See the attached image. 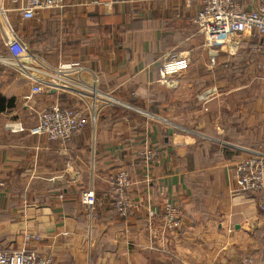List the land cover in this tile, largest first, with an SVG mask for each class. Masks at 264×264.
I'll list each match as a JSON object with an SVG mask.
<instances>
[{"label": "crops", "instance_id": "obj_1", "mask_svg": "<svg viewBox=\"0 0 264 264\" xmlns=\"http://www.w3.org/2000/svg\"><path fill=\"white\" fill-rule=\"evenodd\" d=\"M197 11L185 0H66L32 20L0 15V99L14 102L0 113L2 245L53 264H264V193H236L245 150L264 151V38L208 48ZM12 36L37 60L27 75L7 64ZM176 54L190 64L166 88L160 68ZM244 54L252 80L242 86ZM56 68L70 91L34 95ZM94 83L117 100L120 124L101 122L110 109L84 111L73 90ZM161 88L168 100L151 93ZM54 105L86 115L65 143L30 134ZM122 170L134 182L129 219L115 213L109 182ZM168 205L180 208L179 231L165 227Z\"/></svg>", "mask_w": 264, "mask_h": 264}, {"label": "built area", "instance_id": "obj_2", "mask_svg": "<svg viewBox=\"0 0 264 264\" xmlns=\"http://www.w3.org/2000/svg\"><path fill=\"white\" fill-rule=\"evenodd\" d=\"M187 6L198 7L193 19L199 34L204 38L208 48L225 46L232 49L240 44L250 43L255 39L264 38V0H185ZM9 3V7H6ZM115 2H110L111 6ZM66 7V0H0V15L7 11L18 12L23 19L32 20L39 12L62 10ZM8 56L7 64L12 65L23 73L28 74L31 67L37 65L30 50L17 36H12L6 41ZM260 51L256 48L254 51ZM27 58H30L27 60ZM214 62V61H213ZM190 64L189 56L183 54L172 55L162 64L160 75L163 79L171 78L187 69ZM22 66H24L22 68ZM54 72V71H53ZM67 79V80H65ZM70 76L54 72L53 84H37L32 87L34 95H42L48 91H70L66 85ZM69 82V81H68ZM76 96L90 97L91 102H86L87 108H97V113L108 105L116 104L117 100L99 90L98 85H84L82 89L73 90ZM84 97V98H83ZM83 102V101H82ZM90 111V110H89ZM95 113V112H94ZM93 113V114H94ZM87 124L84 111L72 107L54 105L41 111L36 125L30 134L45 137L49 141L65 143L81 132ZM249 155L237 165L236 193L263 194L264 193V152L245 150ZM151 157L153 153H149ZM110 185L114 195L113 209L123 219H129L135 205L131 200V188L134 184L129 171L122 170L110 177ZM84 202L88 206L94 203L93 197L88 194ZM165 227L171 231H179L183 227V217L176 205L165 208ZM0 264H53L51 257H42L32 249L22 248L11 250L0 243Z\"/></svg>", "mask_w": 264, "mask_h": 264}, {"label": "rangeland", "instance_id": "obj_3", "mask_svg": "<svg viewBox=\"0 0 264 264\" xmlns=\"http://www.w3.org/2000/svg\"><path fill=\"white\" fill-rule=\"evenodd\" d=\"M243 57H242V62L240 63L241 65H240V68H239V70L237 71L238 73H240L241 74V80H242V86L243 85H247L251 80H252V76H251V74H249L250 73V71H249V66L247 65V61H249V55L248 54H244V55H242ZM41 61V60H40ZM45 61V60H44ZM44 61H41L42 63H43V65L45 64L44 63ZM46 63H49L47 60L45 61ZM46 65V64H45ZM47 66V65H46ZM17 70V73L20 75V76H24V75H27L26 73H23V72H21L20 70H19V68H17L16 69ZM53 71H55V72H57L56 70H57V68L56 69H52ZM53 71H51V75H54V72ZM163 79V78H162ZM164 80H166V81H163L162 83L163 84H161L162 86H164V87H166V88H169L168 86L169 85H171V84H173V83H171L169 80H167V79H164ZM231 82V81H230ZM179 84V83H178ZM177 84V88H179L180 86H182V85H178ZM182 89V88H181ZM99 90L100 91H102L100 88H99ZM163 90H166V89H163V88H161L160 90L159 89H156L155 90V92H154V90H152L151 91V93L153 94V95H155V93H157V97L158 98H165L166 100H168L165 96H162V95H165V93H163ZM103 92V91H102ZM181 93V90H179L178 91V93H177V95H176V98L177 99H179V94ZM111 95V94H110ZM112 96V95H111ZM113 97V96H112ZM84 98V97H83ZM78 99H80L81 100V102L83 103V105L82 106H84L83 108H84V111L85 112H87L88 114H89V108H87V104H86V102L88 103V102H91V100H90V97H85L84 99L86 100V102L84 101V100H82V97L81 96H78ZM154 100H159V99H150V102H149V105H150V107H152V104H153V102H154ZM175 100V96H173V101ZM177 102H178V100H177ZM178 105H180L181 106V110L179 111H177V115L179 116V117H181V118H183L182 117V115H183V105L181 104V103H177ZM188 104H190V103H188ZM101 105V104H100ZM100 105L97 107V108H99L100 107ZM167 105V104H166ZM116 105L115 104H111V105H108V106H106L105 108H103L104 110H109L108 112H107V116H105V115H103L102 116V123H104L105 124V118L107 119V118H109V120L107 119V123H112L113 122V124H120L121 123V118H120V115L118 114V113H113L112 111H114V109H112V108H114ZM67 107H70V106H67ZM97 108L96 107H94V112H95V114L96 115H100L99 113H96L97 111ZM153 108V107H152ZM152 108H150V109H152ZM92 109H93V107H92ZM102 109V110H103ZM112 109V110H111ZM101 110V111H102ZM117 112H120V110L118 111L117 110ZM180 112V113H179ZM152 113H154V112H152ZM118 116H117V115ZM132 113H130L129 114V112L128 113H124V118H128V117H133V115H131ZM258 151H262V152H264L263 150H258Z\"/></svg>", "mask_w": 264, "mask_h": 264}, {"label": "trees", "instance_id": "obj_4", "mask_svg": "<svg viewBox=\"0 0 264 264\" xmlns=\"http://www.w3.org/2000/svg\"><path fill=\"white\" fill-rule=\"evenodd\" d=\"M14 102H8L4 99H0V113L6 111L7 109L13 107Z\"/></svg>", "mask_w": 264, "mask_h": 264}, {"label": "water", "instance_id": "obj_5", "mask_svg": "<svg viewBox=\"0 0 264 264\" xmlns=\"http://www.w3.org/2000/svg\"><path fill=\"white\" fill-rule=\"evenodd\" d=\"M55 91V90H54Z\"/></svg>", "mask_w": 264, "mask_h": 264}]
</instances>
